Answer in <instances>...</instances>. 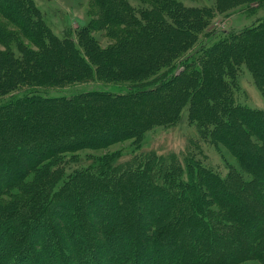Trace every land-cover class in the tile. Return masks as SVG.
Segmentation results:
<instances>
[{"label": "trees", "instance_id": "16d2710c", "mask_svg": "<svg viewBox=\"0 0 264 264\" xmlns=\"http://www.w3.org/2000/svg\"><path fill=\"white\" fill-rule=\"evenodd\" d=\"M7 1L15 11L23 0ZM141 1L147 6L137 10L129 0H99L104 17L98 24L127 26L114 32L119 38L102 52L104 59L90 55L91 41L82 33L64 38L90 75L160 79L138 93L158 92L184 76L177 99L190 96L201 104L206 118L199 120V133L204 137L207 125L236 163L221 174L204 163L199 143H193L184 156L149 150L142 153L147 157L121 161L116 150L67 171L81 149L131 136L143 140V134L118 130L110 126L118 117L105 116L123 109L126 95L104 89L66 95L62 79L76 75L70 65H58L57 83L11 89V97L0 101V264H264V110L235 104L225 78L245 64L264 88V21L212 43L211 61L187 72L173 60L192 57L211 9L181 0ZM2 35L11 37L0 23ZM3 40L8 48L0 52V91L11 82L27 83V67L37 79V66ZM51 51L44 57L58 64ZM204 71L212 79L202 90ZM229 131L233 136L226 137ZM17 143L23 147L15 153Z\"/></svg>", "mask_w": 264, "mask_h": 264}, {"label": "rangeland", "instance_id": "374dc122", "mask_svg": "<svg viewBox=\"0 0 264 264\" xmlns=\"http://www.w3.org/2000/svg\"><path fill=\"white\" fill-rule=\"evenodd\" d=\"M181 1L192 7H208L211 9V16H203L206 20L205 27L190 48V52H193L192 57H187L189 59L186 60L183 58L173 60L172 65L175 64V68L177 67L178 70L190 72L195 68L202 67L201 65L205 61H211L210 55L213 49L211 48V51H208V48L212 43L234 35H242L249 28L259 26L264 21V0ZM8 3V1L2 2L0 0V23L5 26L7 32L11 35L8 38L7 36H0V52H4L8 48L3 40L5 39L18 56H25L27 60L32 62L30 65L37 66L39 76L37 79L31 78L30 75L34 73L29 70L32 68L27 67L25 71L23 69L22 79L28 76L27 83L25 82L22 85L21 83L11 82L8 88H3L0 91V101L10 98L13 90L18 87L27 90L30 88L28 87L29 84H35L43 80L57 83L62 79V74L57 73V66L60 65L64 70H67L70 65L71 71L76 76L71 75V77L69 74L62 79L66 95L74 96L81 93L80 91H85V89H104L106 92L113 94L126 95V103H124L126 106L123 109L118 108L115 111L116 113L113 114L107 111L105 116L107 119L113 120L118 117L115 122L110 123V126L117 125L116 129L118 130L126 126L133 128L135 132H140L141 135L143 134V140L131 136L108 144L104 148L81 149L77 151L78 159L69 162L67 171L70 170L69 168L87 165L90 162V157L91 160H94L105 153L112 152L113 154V151L116 150L120 151L119 160L121 161L133 160L138 156L144 157L147 154L142 153L149 150H155L158 154L173 152L179 156H184L187 150L194 149L193 143H199L202 150L200 157L204 159V163L215 170H219L221 174L227 173L230 162L236 163V158L227 147L213 141L207 125L205 126L206 131H204L205 136L203 137L199 133V130H201L199 120L206 118L199 111L201 104L197 101L195 104L190 96L177 99L180 97L179 91L181 82L185 79L184 76L180 78V83L175 82L171 85H165L158 92L138 93L139 88L151 87L160 79H153L155 75L146 78H124V76H119L118 79L113 78L114 80H111V77L107 81L101 78L100 75H90L88 67L74 54L71 44L64 37L66 35L76 37V35H79L78 33H82L86 39L91 41L88 43L90 55L94 58L104 59L102 52L116 43L119 38L117 34L114 35V32L127 27L125 24H119L121 22L116 25L111 22L98 24L100 19L104 17L99 0H23L20 9L18 7L15 11L11 9ZM129 4L137 10L147 6L141 0H129ZM225 31H229V34ZM45 36L49 37V41L45 40ZM205 41H208L207 45ZM48 43L50 44L48 45ZM47 49L53 50L55 56L59 58L58 64L49 65L48 58L44 57ZM166 68L163 67L160 71ZM228 73L229 71L225 75L228 83V96L233 99L234 103L264 110V88L258 84L253 72L245 64H242L236 74ZM202 78V84H205L201 86V89L204 90L207 85L206 79L209 80L212 77L204 71ZM70 79L73 80L69 82ZM229 82L231 85H229ZM130 85L131 88H128ZM134 86L137 88L134 89ZM47 87L56 89L54 86ZM210 94L209 101L211 103L215 100V96L212 93ZM169 105H172V109L165 110V107ZM173 106H176V109ZM170 111L174 113V116H167ZM47 112L45 110L40 113L45 116ZM68 112L70 111L68 110ZM88 113H91V111ZM224 135L226 137L233 136L231 131L225 132ZM22 147L18 146V143L14 144L11 151L17 153ZM3 148L4 145H2V151ZM66 154L70 156V153ZM199 155L196 154L197 157ZM252 264L260 263L253 262Z\"/></svg>", "mask_w": 264, "mask_h": 264}]
</instances>
